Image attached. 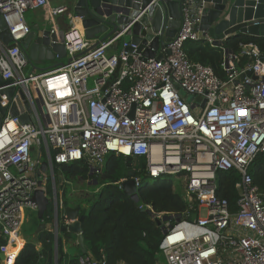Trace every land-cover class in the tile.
Returning a JSON list of instances; mask_svg holds the SVG:
<instances>
[{
    "label": "built area",
    "instance_id": "obj_1",
    "mask_svg": "<svg viewBox=\"0 0 264 264\" xmlns=\"http://www.w3.org/2000/svg\"><path fill=\"white\" fill-rule=\"evenodd\" d=\"M41 9L53 17L66 11L52 7L50 0H0V17L12 39L11 46L0 42V75L11 82L8 87L23 91L33 122L22 124L7 115L0 128L3 263L15 264L25 210H36L32 198L40 182L46 193L49 182L54 190V229L71 223L65 217L63 223L56 222V165L85 163L90 176L100 178L110 158L122 155L146 162L144 170L134 169L137 190L141 175L171 177L181 185L187 203L183 214L152 213L163 228L160 249L167 264H264V192L248 171L254 158L264 154V62L259 47L241 45L239 54L224 49L225 78H219L186 54L190 42L216 46L197 30L200 19L186 6L180 30L160 52L161 60L138 51L130 41L131 26L94 46L71 20L64 33L68 62L27 72L31 64L22 43L31 27L26 14ZM243 56L252 63L240 69ZM247 72L257 80L246 76L236 84ZM2 104L7 105L6 97ZM44 161L47 172L41 170ZM221 171L240 177L235 213L216 195ZM128 179L116 185L122 190ZM79 263L105 264L91 256Z\"/></svg>",
    "mask_w": 264,
    "mask_h": 264
},
{
    "label": "trees",
    "instance_id": "obj_2",
    "mask_svg": "<svg viewBox=\"0 0 264 264\" xmlns=\"http://www.w3.org/2000/svg\"><path fill=\"white\" fill-rule=\"evenodd\" d=\"M247 44L257 45L264 54V38L248 35L233 36L224 44L216 46L207 42H190L185 51L192 62L211 67L219 78L224 79L223 50L239 54L241 45ZM250 63L252 59L243 56L238 67L243 69ZM145 167V160L135 159L129 168L124 156L114 155L104 170L106 176L102 180L91 177L90 167L85 163L56 165L54 172L61 173L63 197L68 194V185H71L69 183L90 178H95L98 183L99 190L93 196L83 199L78 197L74 204L80 209V215L85 216L81 224V234L87 254H82L78 246H75V253L65 250L67 243L64 237L76 243V235L66 233L56 239L52 230L45 229L37 233L41 223L35 217L23 225L22 234L26 244L16 249L19 253L15 264H80L79 259L83 256H91L94 260L104 261L105 264H160L161 257H164L160 249L164 237L163 228L153 220L148 211L151 210L155 214L179 215L185 212L187 203L181 185L171 177L155 180L144 177L138 190V203L125 195L116 184L128 177L129 170H144ZM248 171L254 185L264 192V154H258L254 158ZM239 180V175L233 171H221L217 174L216 195L229 203L233 213L237 210L236 184ZM62 206L63 203L59 202V209ZM52 213L53 205L50 203L44 215L45 224L52 222ZM59 220L63 223L65 219L60 215ZM3 244L5 242L0 240V247Z\"/></svg>",
    "mask_w": 264,
    "mask_h": 264
},
{
    "label": "water",
    "instance_id": "obj_3",
    "mask_svg": "<svg viewBox=\"0 0 264 264\" xmlns=\"http://www.w3.org/2000/svg\"><path fill=\"white\" fill-rule=\"evenodd\" d=\"M154 1L67 0L68 15L71 16V20L76 19L80 23L87 40L96 41L94 46L107 40L118 30L131 26L130 41L138 45V51L143 56L158 60L163 57L160 49L167 47L178 34L183 19V9L186 6L190 7L193 18L200 19L197 30L211 38L215 45H222L229 38L237 35L264 38V0ZM64 33L65 31H53L50 28L40 30L38 27H33L30 35L22 43V49L27 53L34 69L42 71L46 63L67 56L64 47ZM0 42L5 46L12 45V39L2 17H0ZM117 48L115 46L114 49ZM260 61L264 62V54ZM246 76L257 80L252 72H247L240 76L236 84L244 80ZM10 84V81H4L0 75V128L7 115L19 118L22 124L33 123L31 108L23 91L15 87H8ZM3 97H6L7 101L5 106L2 104ZM191 100L192 97L188 99L189 102ZM125 159L127 166L131 168L133 159L130 157ZM48 166V162L44 161L41 170L47 172ZM127 176L129 179L122 183V191L138 203V190L132 180L135 171L129 170ZM39 187L32 198V202L36 206L37 217L41 222L37 230L38 233L46 229L44 215L51 200L47 193L41 189L42 182ZM70 202L63 204L60 209L57 208L56 222H59V217L62 215L71 223L68 225L59 224V228L55 229V235L57 238L66 233L76 235L77 246L85 255L87 250L81 234V224L85 216L80 215V209ZM148 213L152 215L151 210ZM0 261H4L2 253H0Z\"/></svg>",
    "mask_w": 264,
    "mask_h": 264
},
{
    "label": "crops",
    "instance_id": "obj_4",
    "mask_svg": "<svg viewBox=\"0 0 264 264\" xmlns=\"http://www.w3.org/2000/svg\"><path fill=\"white\" fill-rule=\"evenodd\" d=\"M50 4L52 7H55V8L56 7H64V8H66V11L63 14L58 15L56 17L51 16L46 9L29 11L26 14V20H27L28 25L31 27V31H32L33 27H38V28H40V30H43L45 28H50L53 31H67L71 27V23H70L71 16L68 15V6L69 5L67 3V0H50ZM72 21L75 23L76 26L80 27V24L77 22L76 19H72ZM95 42L96 41H94L93 44ZM119 49H120V45L118 46V50ZM161 51H162V49H160V52ZM62 59H63V61H60L61 59L56 58L55 61L46 63V65H44V67H43L44 69L42 71H38L37 69H34L33 67L29 66L30 67L29 72L40 73V72L55 69V68L60 67L63 64L68 62L67 56L62 58ZM76 193L77 192L73 191L72 197H74V196L79 197L78 194H76ZM54 227H55L54 226V220L51 223L46 224V229L52 230L55 234ZM21 238H22L21 242L23 244L22 245V247H23L26 244V240L24 239L23 234L21 235ZM56 239H57V237H56ZM65 242L67 243L65 245V250L75 252V246H77V242L73 243V241L70 239H69V241H65ZM56 249H57V247H56ZM0 264H4V263L0 261Z\"/></svg>",
    "mask_w": 264,
    "mask_h": 264
},
{
    "label": "rangeland",
    "instance_id": "obj_5",
    "mask_svg": "<svg viewBox=\"0 0 264 264\" xmlns=\"http://www.w3.org/2000/svg\"><path fill=\"white\" fill-rule=\"evenodd\" d=\"M60 61H63V59H61ZM31 67V66H30ZM30 67H28L26 69L27 72L30 71ZM40 113L42 114L43 111L40 109V107L38 106ZM41 117H44V114L41 115ZM35 156V154L33 153V157ZM105 174L103 173L100 176V179H104L105 178ZM55 177H56V181H57V188H58V195H59V202L60 203H70L71 204H75V202L77 201L78 197L73 196V191L77 192L76 194H78L79 197L83 198H88L93 196L96 191L99 190L97 183H96V179L95 178H90L86 181L84 180H77L75 183H69L71 185H68V194L63 197V192H62V177H61V173L59 171H55ZM179 178L181 179L182 176H179ZM140 179L143 180L144 176L141 175ZM101 180V181H102ZM88 191V192H87ZM181 192V191H180ZM47 196L49 197L50 203L53 205V213H52V221L54 220V190L52 188L51 190V182H50V189L47 190ZM25 223L29 222L30 220H32L33 218L35 219V217H37V210H25ZM31 222V221H30ZM65 241H69V239L67 237H64ZM69 251V250H68ZM70 253H75V252H71ZM160 264H166V259L165 257H161L160 259Z\"/></svg>",
    "mask_w": 264,
    "mask_h": 264
},
{
    "label": "bare ground",
    "instance_id": "obj_6",
    "mask_svg": "<svg viewBox=\"0 0 264 264\" xmlns=\"http://www.w3.org/2000/svg\"><path fill=\"white\" fill-rule=\"evenodd\" d=\"M78 23H79V22H78ZM79 24H80V23H79ZM21 245H23V244H22V242L20 241V245H19V246H21Z\"/></svg>",
    "mask_w": 264,
    "mask_h": 264
}]
</instances>
